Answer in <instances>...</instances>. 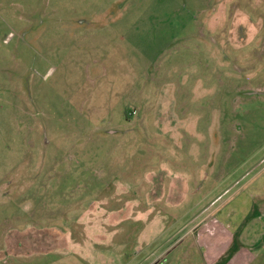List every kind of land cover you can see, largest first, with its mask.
Wrapping results in <instances>:
<instances>
[{
	"label": "rangeland",
	"instance_id": "374dc122",
	"mask_svg": "<svg viewBox=\"0 0 264 264\" xmlns=\"http://www.w3.org/2000/svg\"><path fill=\"white\" fill-rule=\"evenodd\" d=\"M261 156L264 0H0V264H264Z\"/></svg>",
	"mask_w": 264,
	"mask_h": 264
},
{
	"label": "water",
	"instance_id": "95a60500",
	"mask_svg": "<svg viewBox=\"0 0 264 264\" xmlns=\"http://www.w3.org/2000/svg\"><path fill=\"white\" fill-rule=\"evenodd\" d=\"M264 161V156L256 162L247 172H245L242 176L236 179L231 185H229L226 189H224L220 194H218L213 200L208 202L191 220L193 221L199 215H201L204 211H206L210 206H212L219 198H221L225 193H227L232 187H234L241 179H243L247 174H249L253 169L259 166Z\"/></svg>",
	"mask_w": 264,
	"mask_h": 264
},
{
	"label": "flooded vegetation",
	"instance_id": "af4514ba",
	"mask_svg": "<svg viewBox=\"0 0 264 264\" xmlns=\"http://www.w3.org/2000/svg\"><path fill=\"white\" fill-rule=\"evenodd\" d=\"M262 157H263V156H261L260 158H258V159H257V162H258ZM255 163H256V162H255ZM263 163H264V161H263L260 165H262ZM260 165H259V166H260ZM251 167H252V166H251ZM251 167H250V168H251ZM257 167H258V166H257ZM257 167H256V168H257ZM250 168H247L246 171H245V170H244V171L247 172ZM256 168H255V169H256ZM255 169H253V170H255ZM253 170H252V171H253ZM244 171H243V172H244ZM252 171H251V172H252ZM245 172H244V173H245ZM251 172H250V173H251ZM244 173H241L239 176H237V178H235L234 180H232V181L230 182L229 185H231L236 179H238V178H239L240 176H242ZM247 175H248V174H247ZM247 175H246V176H247ZM246 176H245V177H246ZM243 179H244V178H243ZM243 179H241V180H240L235 186H237V185H238ZM229 185L227 184V185L225 186L224 189H226ZM235 186H234V187H235ZM234 187H232L231 189H233ZM224 189H222V191H223ZM231 189H230V190H231ZM230 190H229L228 192H230ZM222 191H221V192H222ZM221 192H219L218 194H220ZM228 192H227V193H228ZM227 193H225L224 195H226ZM218 194H217V195H218ZM217 195H216V196H217ZM224 195H223V196H224ZM216 196H215V197H216ZM223 196H222V197H223ZM215 197H214V198H215ZM222 197H221V198H222ZM214 198H213V199H214ZM221 198H219L218 200H220ZM213 199H212V200H213ZM218 200H217V201H218ZM210 201H211V200H210ZM210 201H209V202H210ZM217 201H216V202H217ZM216 202H215V203H216ZM198 212H199V211H198ZM205 212H206V211H204L203 213H205ZM203 213H202V214H203ZM202 214H201V215H202ZM195 215H196V214H195ZM195 215H194V216H195ZM201 215H199V216H201ZM199 216H198L197 218H199ZM197 218H196V219H197ZM194 220H195V219H194ZM190 223H191V222H190ZM190 223H188V224H190ZM188 224H187V225H188ZM187 225L183 226V228H181V229H179V230L175 229L174 231H172V232L170 233V235H169V240H171L172 238H175L176 235L179 234L180 231L183 232V231H184L183 229H185V228L187 227ZM176 230H177V231H176ZM158 245H159V244H158ZM150 256H151V255H150ZM150 256H148V257H150ZM148 257H147V258H148Z\"/></svg>",
	"mask_w": 264,
	"mask_h": 264
},
{
	"label": "crops",
	"instance_id": "0c3cea01",
	"mask_svg": "<svg viewBox=\"0 0 264 264\" xmlns=\"http://www.w3.org/2000/svg\"><path fill=\"white\" fill-rule=\"evenodd\" d=\"M251 184H252V182H249L248 184L244 185L243 188H246L247 190H249L251 188V186L254 185V184H252V185ZM242 191H244V189ZM237 193H240V192L237 191ZM249 193H254L253 198H254L255 202L260 200V199H262V198H264V188H263V186L261 187V186L257 185L255 187V189H252L251 192H249Z\"/></svg>",
	"mask_w": 264,
	"mask_h": 264
},
{
	"label": "trees",
	"instance_id": "16d2710c",
	"mask_svg": "<svg viewBox=\"0 0 264 264\" xmlns=\"http://www.w3.org/2000/svg\"><path fill=\"white\" fill-rule=\"evenodd\" d=\"M127 113V112H126ZM127 115V114H126Z\"/></svg>",
	"mask_w": 264,
	"mask_h": 264
}]
</instances>
